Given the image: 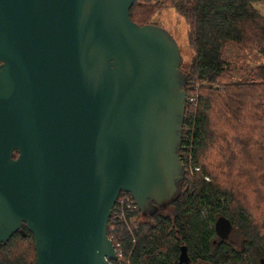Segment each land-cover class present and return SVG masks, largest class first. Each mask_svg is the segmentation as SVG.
Returning <instances> with one entry per match:
<instances>
[{
  "label": "water",
  "instance_id": "95a60500",
  "mask_svg": "<svg viewBox=\"0 0 264 264\" xmlns=\"http://www.w3.org/2000/svg\"><path fill=\"white\" fill-rule=\"evenodd\" d=\"M134 3L0 0V245L25 226L37 264H111L118 195L151 214L184 178L180 47Z\"/></svg>",
  "mask_w": 264,
  "mask_h": 264
},
{
  "label": "trees",
  "instance_id": "16d2710c",
  "mask_svg": "<svg viewBox=\"0 0 264 264\" xmlns=\"http://www.w3.org/2000/svg\"><path fill=\"white\" fill-rule=\"evenodd\" d=\"M258 5L264 0L131 6L130 18L138 25L153 23L155 13L167 8L186 24L191 54L187 59L178 43L180 71L187 96L194 95L195 101L185 105L179 156L185 169L199 170L185 173L168 204L151 214L137 213L130 228L110 214L108 225L114 224L123 251L111 264H127L128 259L130 264H261L258 258L264 259V217L250 212L245 193V201L239 197L249 182L236 183L243 178L238 165H250L251 154L264 158V61H250L264 59V14ZM257 163L263 170L264 161ZM256 185L264 188V181ZM220 216L230 223L224 237L214 230ZM0 264H37L34 237L25 226L0 245Z\"/></svg>",
  "mask_w": 264,
  "mask_h": 264
},
{
  "label": "rangeland",
  "instance_id": "374dc122",
  "mask_svg": "<svg viewBox=\"0 0 264 264\" xmlns=\"http://www.w3.org/2000/svg\"><path fill=\"white\" fill-rule=\"evenodd\" d=\"M258 9L260 10V12L262 14H264V5H258ZM152 21L153 23H155L156 25L164 28L166 31H168L173 37L174 39L177 41V43H179L182 47V53L184 54V56L189 59L190 58V54H191V50L188 49L186 43V34H187V27L186 24L183 20V18L181 17V15H179L178 13H176L172 8H167V9H163L161 11H158L157 13H155V15L152 17ZM178 44V45H179ZM251 63H259L260 61H264L260 60V58H254V59H250ZM252 157H255V159L251 162L250 165L247 166H242L238 165V168H242V175L243 178L242 179H238L236 181V183L238 182H249L248 186H245V188L241 189L242 193L239 194V197L241 196L242 200L245 201V198H243L244 193L246 194L247 200H248V209L250 210L251 213H254L259 219H262V217H264V188L263 187H259L258 183L264 181L261 180V177L264 176V169L261 170L260 165L258 166V163L255 164L256 162H260V161H264V158L261 157V153H259L258 155H253L251 154ZM187 157V156H186ZM260 157V159H259ZM187 160H189V158L187 157ZM260 160V161H259ZM245 161V160H244ZM210 167V165H208ZM197 170H193L195 168H191L189 175H193V171H198L199 167L197 166ZM237 168V169H238ZM264 168V166H263ZM213 172H219L220 173V169H216L215 167H213ZM224 173V172H223ZM234 174V173H233ZM249 174H253L254 179H252V181H250V178H252ZM185 175V173H184ZM205 179L208 180V177L205 176ZM235 182V180H234ZM255 190V191H254ZM202 214L204 216H206L208 214V209L204 208L202 210ZM260 221V220H259ZM210 225L213 226V223L210 222ZM260 225H262L260 223ZM261 262V264H264V259L263 258H258Z\"/></svg>",
  "mask_w": 264,
  "mask_h": 264
},
{
  "label": "built area",
  "instance_id": "2783aa9c",
  "mask_svg": "<svg viewBox=\"0 0 264 264\" xmlns=\"http://www.w3.org/2000/svg\"><path fill=\"white\" fill-rule=\"evenodd\" d=\"M165 1L166 0H135V3L142 5L145 4L157 5V4H163ZM173 1H177V0H173ZM194 101H195L194 95L191 94L189 96H186V102L193 103ZM194 168H195L194 170L198 169L197 167ZM184 172L185 173L190 172V169L184 168ZM112 212H113V220L120 219L123 223H125L128 226V228H130V225L136 223L137 213H140V209L129 193L121 192L114 203L111 213ZM108 232L111 233L110 235L108 234V236L112 240L118 259L123 255V251L121 247V242L116 237L113 223L111 225H108ZM127 264H130L129 259L127 260Z\"/></svg>",
  "mask_w": 264,
  "mask_h": 264
},
{
  "label": "flooded vegetation",
  "instance_id": "af4514ba",
  "mask_svg": "<svg viewBox=\"0 0 264 264\" xmlns=\"http://www.w3.org/2000/svg\"><path fill=\"white\" fill-rule=\"evenodd\" d=\"M180 249H181V247H180Z\"/></svg>",
  "mask_w": 264,
  "mask_h": 264
}]
</instances>
